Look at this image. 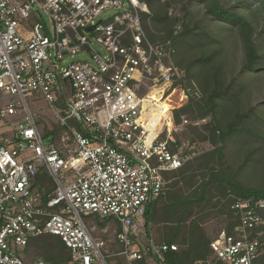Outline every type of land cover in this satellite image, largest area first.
Wrapping results in <instances>:
<instances>
[{"label": "built area", "instance_id": "obj_1", "mask_svg": "<svg viewBox=\"0 0 264 264\" xmlns=\"http://www.w3.org/2000/svg\"><path fill=\"white\" fill-rule=\"evenodd\" d=\"M106 9L117 13L95 22ZM150 17L139 0H0V121L11 124L0 136V264H26L25 247L44 236L63 243L64 264H168L178 250L155 244L146 213L162 199L166 175L191 170L188 161L203 152L184 154L179 136L190 123L173 117L186 103L175 51L147 37ZM80 53L90 62L64 66ZM30 100L45 103L64 129L61 148L43 139ZM231 210V233L221 228L209 257L192 264H259L264 200ZM98 223L103 234L114 226L111 241L98 236Z\"/></svg>", "mask_w": 264, "mask_h": 264}, {"label": "trees", "instance_id": "obj_2", "mask_svg": "<svg viewBox=\"0 0 264 264\" xmlns=\"http://www.w3.org/2000/svg\"><path fill=\"white\" fill-rule=\"evenodd\" d=\"M150 12L143 28L151 41H170L177 82L186 103L173 111L177 124H190L181 138L190 148L208 143L209 148L188 161L195 178L191 210L173 216L172 223L156 218L148 209L146 231L155 244H175L166 255L168 264H192L209 257L211 238L203 228L217 221L228 233L237 224L231 206L239 201L264 200V0H139ZM258 5V14L252 11ZM205 121L199 127L197 122ZM43 139L61 148L64 129L38 123ZM193 150L184 151V154ZM186 168L166 175L163 212L187 201L190 179ZM47 193L53 186L45 175L38 178ZM194 213V214H193ZM264 215V211H263ZM100 227L104 223H98ZM69 253L58 237L31 240L23 251L30 264L42 259L64 264ZM134 264H148L145 260ZM264 264V257L259 261Z\"/></svg>", "mask_w": 264, "mask_h": 264}, {"label": "rangeland", "instance_id": "obj_3", "mask_svg": "<svg viewBox=\"0 0 264 264\" xmlns=\"http://www.w3.org/2000/svg\"><path fill=\"white\" fill-rule=\"evenodd\" d=\"M124 2H126V0H123ZM258 5H254L252 7V11L255 13V14H258ZM117 13L116 10L114 9H106L104 11H102L98 17L95 19V22H98V21H106L108 19H110L112 16H114L115 14ZM44 20L47 22V19L46 17H44ZM93 49L97 52H100V47L96 44L93 45ZM87 62L89 63L90 62V58H89V54L87 53H80L78 55H73L71 57H68L65 59V64L64 66L70 64V63H76V62ZM29 104V108H30V111L35 113V118L37 120L38 123H43L45 125H48L51 127L52 124H54V119H53V116L50 112V110L48 109L47 105L43 102H39V103H36V102H33V101H29L28 102ZM6 121H0V136L4 133H6L9 129H10V123H5ZM15 125V124H14ZM182 134V133H181ZM181 134L179 136V141L183 144H187L183 138H181ZM0 142H1V139H0ZM193 148V152H204L206 151L208 148H209V144L208 143H200V142H196L194 143L192 146ZM188 148V147H187ZM185 147V149H183L184 151L187 150V151H190L192 150V148L190 149H187ZM186 175H188L189 179H190V189L186 195V198H188L190 195L192 196V194L194 193V189H195V178H194V174H193V171L192 170H187L186 171ZM163 198L160 200V202L156 205L155 207V211L153 210V214L156 218H164V219H161L162 221L164 222H167L168 224L169 223H172L174 222L175 220H173V216H181L184 212H180V213H172L173 211L172 210H179L180 207H185L183 208V210H191V212H195V205H191V204H186V206H184V204L180 203V206L177 207V208H174V209H167V211L164 213L163 212ZM188 206V207H187ZM194 214V213H193ZM106 226V224L104 223V226L103 227H100L99 226V231H98V236L101 237L102 239H105V240H108V241H111L112 238H113V232H114V226L113 225H108L107 227V233L106 234H103L100 232V229L104 228ZM203 228L205 230V232L207 233V235L212 239L216 234L217 232L223 228V226L220 224L218 225L217 224V221H214V220H209L207 222H205L203 224ZM152 234V237H153V232L151 233ZM116 251L115 247L110 244L109 247H108V253L111 254V253H114Z\"/></svg>", "mask_w": 264, "mask_h": 264}, {"label": "water", "instance_id": "obj_4", "mask_svg": "<svg viewBox=\"0 0 264 264\" xmlns=\"http://www.w3.org/2000/svg\"><path fill=\"white\" fill-rule=\"evenodd\" d=\"M91 29H92V27L88 28V30H91Z\"/></svg>", "mask_w": 264, "mask_h": 264}]
</instances>
